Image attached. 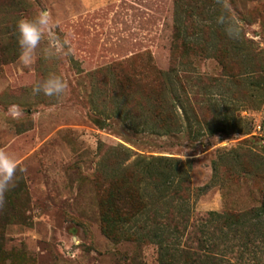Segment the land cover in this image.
<instances>
[{
  "label": "rangeland",
  "instance_id": "rangeland-1",
  "mask_svg": "<svg viewBox=\"0 0 264 264\" xmlns=\"http://www.w3.org/2000/svg\"><path fill=\"white\" fill-rule=\"evenodd\" d=\"M201 4L207 28L200 35L209 53L178 61L174 73L181 81L156 118L151 104L129 96L126 74L132 66L144 68L133 55L146 51L168 69L175 0H0V150L18 164L0 203V264H160L154 185L138 186L145 213L119 241L102 229L104 200L115 197L114 183L120 187L128 170L143 169L139 156L189 162L193 189L205 188L186 205L198 225L208 212L261 205L264 0ZM41 11L50 13L52 33L67 45L56 53L46 35L26 66L18 59L16 22ZM50 75L64 81L65 93L34 94ZM11 105L21 112L16 119L7 114ZM200 128L203 136L190 138ZM137 189L124 192L136 197ZM130 199V208H138ZM176 205L184 208L181 200ZM180 242L170 241L210 251L193 236ZM252 250L234 253L232 264H264V243Z\"/></svg>",
  "mask_w": 264,
  "mask_h": 264
},
{
  "label": "trees",
  "instance_id": "trees-1",
  "mask_svg": "<svg viewBox=\"0 0 264 264\" xmlns=\"http://www.w3.org/2000/svg\"><path fill=\"white\" fill-rule=\"evenodd\" d=\"M203 15L205 12L201 0H175L176 20L167 45L169 58L167 70L159 67L158 60L150 51L143 52L141 56L133 55V58L139 57L144 61V68L132 66L126 74L129 96L138 94L143 102L151 104L153 117L162 118L164 105L169 104L170 97L174 98L175 83L180 80L174 73L178 61L180 64H186L190 55L204 56L209 53L205 39L200 35L207 28ZM203 78L202 75L196 77L198 81H203ZM167 107L171 109L169 105ZM244 129V123L241 122L239 131L245 133ZM203 132L201 128L196 132L189 131V136L196 139L203 136ZM138 160L143 169L139 173L132 168L128 170L120 187H116L118 183H114L113 191L117 192L115 197L106 198L102 204V229L107 237L119 241L121 236L127 233V226L144 215L147 199L141 192L142 188L138 186L151 184L158 193V225L161 233L156 237L160 245V264H232L230 259L234 253L241 257L246 251L253 252L252 246L264 243V192L259 207L237 213L208 212L201 218L203 224L198 225L193 212H189L186 205L197 191H203L205 188L193 189L187 169L189 162L182 163L177 159L153 155L139 156ZM134 184L138 188L136 197L124 192ZM130 198L138 201V208L133 209L132 206L130 208L132 203ZM180 200L184 208L175 206ZM116 207H119L118 213L112 211V208ZM192 236L201 250L208 248L209 253H201L197 248L193 250L179 248L180 241L192 239ZM169 240H176L179 246L176 248L171 246ZM239 241L241 244L238 247L242 249L235 250ZM216 251L223 253L224 257L221 258Z\"/></svg>",
  "mask_w": 264,
  "mask_h": 264
},
{
  "label": "clouds",
  "instance_id": "clouds-1",
  "mask_svg": "<svg viewBox=\"0 0 264 264\" xmlns=\"http://www.w3.org/2000/svg\"><path fill=\"white\" fill-rule=\"evenodd\" d=\"M52 17L48 11H41L32 18H21L16 22L17 42L20 48L19 61L24 65L33 62V54L47 35L50 47L59 53L67 45V40L61 41L52 31ZM64 81L54 75H50L43 82L33 88L34 94L43 93L48 97L59 98L66 91ZM11 118L16 119L21 115L17 105H11L7 113ZM17 161L7 152L0 150V203L3 194L13 185L14 177L17 173Z\"/></svg>",
  "mask_w": 264,
  "mask_h": 264
}]
</instances>
